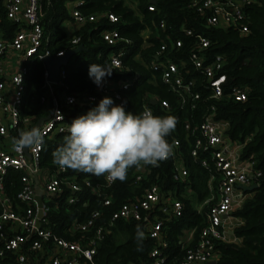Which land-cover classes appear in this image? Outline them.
I'll list each match as a JSON object with an SVG mask.
<instances>
[{
    "label": "built area",
    "instance_id": "2783aa9c",
    "mask_svg": "<svg viewBox=\"0 0 264 264\" xmlns=\"http://www.w3.org/2000/svg\"><path fill=\"white\" fill-rule=\"evenodd\" d=\"M253 1L189 0L188 6L201 14L208 25L224 28L236 26L241 33H246L249 26L245 7ZM0 3L7 17L17 25L11 36H0V264H85L88 261L94 263L100 241L121 218L143 220L147 235L155 241L150 251L149 263L140 264H210L211 260L218 261L220 252L217 242L231 241L229 234L234 228L226 219L243 202L245 190L241 185L258 183L262 171L255 166L254 158L242 156L247 140L241 141L229 136L230 121L217 117L215 104L203 112L201 121H197L192 115L183 119L185 137L191 145V155L209 172V192L203 198L199 197L198 191L192 186H187L181 192L190 199L192 206L203 214L205 221L198 234L197 226L183 229L177 240L181 252L173 250L169 231L171 222L184 214L185 199L178 195L177 190L163 189L158 182H153L141 195H135L122 202L106 219L103 218L104 207L112 204L114 198L111 194H105L101 207L92 209L84 220L72 221L71 233L83 232L78 238L64 236L53 228L48 217V201L51 195L61 192L65 187L73 189L75 194L82 189L83 184L75 174L67 173L68 170H62L59 166L49 170L41 164L46 139L58 132L67 133L66 129L74 118H69V112L64 108L66 105L89 102L96 106L103 97L109 96L115 104L124 106V90L131 85L133 79L111 78V83L100 84L95 93H59L53 85L57 82L48 79L49 71L46 67V91L41 95V103L43 109H50V112L45 115L48 118L38 127L44 134L43 143L29 149L30 155L25 150L15 151L13 138H17L21 131L30 130L35 123V114L24 112L28 95L26 74L29 71V60L34 57L43 59L50 54L62 55L66 51L60 49L53 52L51 47L46 45L49 36L45 34L42 22L44 11L41 0H0ZM81 3L82 0H76L71 9V16L77 28L98 18L97 13H86L78 8ZM149 8L157 9L156 3L151 1ZM107 17L112 22L120 18L113 11H109ZM160 26H168L165 18H162ZM182 27L188 35L195 32L194 28L185 24ZM153 33L155 30L151 27L141 31L144 47L154 43L151 40ZM101 34L109 44H116L124 39L118 27L103 29ZM167 35L168 39L162 40L152 59L147 61L140 53L137 57L153 71L161 72L162 81L176 95L181 109L193 111L199 107V99L203 96L199 86L208 90L209 98H248V87L245 85L234 84L226 92L224 56L217 54L211 59L208 57L206 48L210 44V38L206 34L197 33V44L188 54L189 65L184 60L177 61L170 55L171 51L183 46L184 39L181 36L172 37L170 33ZM80 40L81 35H74L71 38L73 47L78 45ZM123 54V51L110 52L111 65L122 68ZM192 70L198 73L193 76ZM65 76L66 69L62 66L58 82L63 83ZM199 76L202 77V82ZM20 79L21 82L18 83ZM151 96L156 98L158 95ZM157 103L163 109L172 108L168 97L158 96ZM145 109L151 110L155 115L150 104L145 103L141 112ZM19 128L21 130L17 132ZM182 141L179 136H174L169 141L173 145L172 175L175 180L186 181L190 169L184 157ZM150 166L136 168V180L147 176ZM12 169L23 172L22 186L16 194L17 200H14L7 190V177ZM83 181L91 185L88 177ZM105 181L106 185L113 183L108 182L106 178ZM37 183L45 190L43 216L40 218L36 199ZM101 186L98 183L94 187L98 193H101ZM68 199L73 202L78 197L70 195Z\"/></svg>",
    "mask_w": 264,
    "mask_h": 264
},
{
    "label": "trees",
    "instance_id": "16d2710c",
    "mask_svg": "<svg viewBox=\"0 0 264 264\" xmlns=\"http://www.w3.org/2000/svg\"><path fill=\"white\" fill-rule=\"evenodd\" d=\"M136 7L127 0H82L78 5L83 12H95L98 18L87 21L80 25L74 32L69 33L62 23L72 18L67 0H41L44 11L42 22L45 34L49 36L47 46L53 52L73 47L71 38L79 34L85 48L73 54L65 65L66 76L62 82L54 83L57 92L63 91H89L97 92L98 85L89 77V65L108 64L110 66L109 53L112 51H123L124 65L122 68L114 67L107 78L133 79L131 85L124 90L126 111L139 114L145 103L150 104L157 116L173 115L177 119L174 132L168 141L174 136L182 138V148L187 165L190 169L189 178L186 181L173 178V158L170 157L159 163L158 166H150V171L142 180H136V168L129 170L124 182L119 180L106 185L105 177H96L68 169L67 173L75 174L83 184L81 190L73 193V189L65 187L61 192L51 195L48 204L50 209L48 217L53 228L67 237L78 238L83 234L81 231L71 233L70 225L75 219L84 220L95 207L102 206V198L105 194H111L114 198L112 204L104 208L103 218H108L110 212L114 211L122 202L141 195L153 182L161 184L163 189L172 188L177 190L178 195L185 199L184 214L171 222L169 238L173 243V250L181 252L178 238L184 228L197 226V232L204 225V216L195 209L188 197L182 195L187 186L195 188L199 197L208 194L209 172L204 169L191 155L190 143L185 137L184 121L190 115L201 121L203 112L212 104L216 105L217 117L230 121L228 129L232 139L246 141L242 156L255 159V166L261 169L258 187L251 197H247L242 206L234 211V214L242 216L244 222L235 227L236 236L242 240L217 242L220 257L213 264H262L264 263V0H254L245 7L246 21L249 31L241 33L239 27L227 28L208 25L205 18L188 6L189 0H155L157 9L151 10V0H134ZM113 11L119 15V20L112 22L107 13ZM162 18L167 20L168 26H160ZM194 28L192 35L186 34L182 25ZM17 27L16 23L9 19L0 3V31L4 36H11ZM118 27L124 39L116 44H109L101 32L106 28ZM147 27L155 30L149 46H143L141 31ZM157 33H159L157 35ZM168 33L172 37L181 36L184 39L183 46L173 50L170 55L177 61L184 60L189 65L188 54L191 48L197 44V33H204L210 38V44L206 48L208 57L211 59L217 54L224 56L223 71L227 75L225 84L226 92L234 84L248 87V98L236 100L227 96L221 99L209 98L208 90L203 86V96L199 99V107L195 110L181 109L176 95L170 91L162 81L161 72L153 71L147 67L137 54L140 53L148 61L152 59L153 53L160 46L163 39H168ZM46 65L43 59L34 57L29 60V71L26 74L28 86L27 105L25 113L35 114L34 120L50 112L45 111L41 103V95L46 91L45 71ZM198 72L191 71L195 76ZM200 82L202 77L199 76ZM151 94L168 97L172 102L170 110L163 109L159 103H152ZM158 96L156 97L158 99ZM94 107L89 102H80L66 105L64 108L69 112V118H75ZM51 108V105L49 106ZM17 130V132H20ZM17 134V133H16ZM68 133L58 132L46 139L42 152L41 164L49 170L57 165L52 162V152L63 144V137ZM22 174L20 170L12 169L7 177V190L17 200L16 194L22 186ZM88 177L91 185L84 183L83 179ZM100 183L101 193L95 190ZM70 195H76L78 199L69 201ZM139 226L145 234V238L138 244L136 230ZM155 241L146 233L143 220L118 219L107 231L105 237L100 241L93 262L85 264H140L149 263L150 251ZM212 264V263H210Z\"/></svg>",
    "mask_w": 264,
    "mask_h": 264
},
{
    "label": "clouds",
    "instance_id": "9594fccd",
    "mask_svg": "<svg viewBox=\"0 0 264 264\" xmlns=\"http://www.w3.org/2000/svg\"><path fill=\"white\" fill-rule=\"evenodd\" d=\"M113 69L108 64L91 63L88 74L99 86ZM176 124L173 115L157 116L148 109L135 114L105 96L98 105L71 121L63 144L52 152V162L62 170L104 176L110 183L124 182L130 169L158 166L171 157L173 145L167 137L174 132ZM43 139L42 131L33 127L13 138V149L22 152L40 146ZM144 238V232L137 226L138 244Z\"/></svg>",
    "mask_w": 264,
    "mask_h": 264
},
{
    "label": "water",
    "instance_id": "95a60500",
    "mask_svg": "<svg viewBox=\"0 0 264 264\" xmlns=\"http://www.w3.org/2000/svg\"><path fill=\"white\" fill-rule=\"evenodd\" d=\"M151 1H155V0H151ZM85 48V45L83 42L79 43L78 45H76L75 47H72L68 50H66V52L62 55H55V54H50V55H46L43 58V61L49 71V75H48V79L52 82H58L60 79V69L62 66H65L68 62L70 57L75 54L76 52L82 50ZM152 103H156L157 99L156 98H152L151 99ZM48 118L47 116L40 118L37 122H35L34 124H32L31 128L33 127H39V125L42 123V121L44 119ZM25 151L30 155L29 149L25 148ZM243 187L244 190L246 191H253L258 187V183H252L249 185H241ZM45 194V190L44 188L40 185V184H36V199L38 202V216L39 218L43 216V206H44V197ZM39 218H38V222H39ZM216 260H211L210 263H216Z\"/></svg>",
    "mask_w": 264,
    "mask_h": 264
},
{
    "label": "crops",
    "instance_id": "0c3cea01",
    "mask_svg": "<svg viewBox=\"0 0 264 264\" xmlns=\"http://www.w3.org/2000/svg\"><path fill=\"white\" fill-rule=\"evenodd\" d=\"M75 1L76 0H67V4L69 6L70 13H71L72 5L75 3ZM127 1L131 5L136 7V2L134 0H131V1L127 0ZM62 26L69 33L74 32L76 30V28H77L76 23H75V21L72 18H68V19L64 20L63 23H62ZM111 82H112L111 78H107V77H104L103 80H102V83H111ZM253 194H254V190L253 191H246L245 190L244 197H243V202H244V200L247 197L253 196ZM243 202H242V204H243ZM242 204L239 207H241ZM239 207H237L236 209H238ZM226 222L228 224L234 225L233 231H230V234H229V237H230L231 241H236V242L240 243L242 239L240 237L236 236V234L234 232V229H235L236 226H238V225H240V224H242L244 222V218L242 216H238V215L234 214V212H233L232 215L228 216V218L226 219Z\"/></svg>",
    "mask_w": 264,
    "mask_h": 264
},
{
    "label": "rangeland",
    "instance_id": "374dc122",
    "mask_svg": "<svg viewBox=\"0 0 264 264\" xmlns=\"http://www.w3.org/2000/svg\"><path fill=\"white\" fill-rule=\"evenodd\" d=\"M131 1V0H130ZM3 34L1 33V31H0V36H2Z\"/></svg>",
    "mask_w": 264,
    "mask_h": 264
}]
</instances>
